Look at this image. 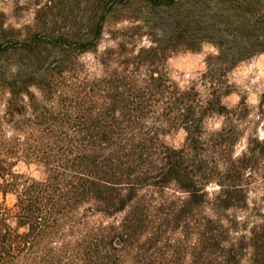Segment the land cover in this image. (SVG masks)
Instances as JSON below:
<instances>
[{"label":"trees","instance_id":"obj_1","mask_svg":"<svg viewBox=\"0 0 264 264\" xmlns=\"http://www.w3.org/2000/svg\"><path fill=\"white\" fill-rule=\"evenodd\" d=\"M23 11L20 27L0 11V264H264V95L225 103L264 53V0ZM109 24L127 26L102 46ZM205 45L183 86L170 60Z\"/></svg>","mask_w":264,"mask_h":264},{"label":"rangeland","instance_id":"obj_2","mask_svg":"<svg viewBox=\"0 0 264 264\" xmlns=\"http://www.w3.org/2000/svg\"><path fill=\"white\" fill-rule=\"evenodd\" d=\"M16 0H0V11H3L7 16V24L20 27L24 24L32 22L33 15L31 12L14 14V3ZM25 0H21V3ZM127 24L120 26L109 24L105 42L102 46H111L112 42L109 38V32L113 31V28L125 27ZM139 46L148 47L150 42L148 39L144 38L139 42ZM214 53L213 47L210 45H205L200 52H186L179 53L173 56L169 62V68L171 70L174 79L181 81L183 86L188 85L191 81L196 80L201 71L204 69V61L209 54ZM264 55V53L252 56L247 60H243L239 63L229 74V80L233 87V94L226 98L225 103L229 107H234L241 100V98L247 99V104L251 108H255L261 96L264 95V76L260 75V69L254 67L259 57ZM220 120H216L211 123V127L214 129L219 128ZM181 135L168 137L167 142L170 144H177L181 141ZM25 171V169H23ZM32 177L36 179H41L42 175L31 170ZM7 203L9 205L14 203V198L12 196L8 197Z\"/></svg>","mask_w":264,"mask_h":264},{"label":"clouds","instance_id":"obj_3","mask_svg":"<svg viewBox=\"0 0 264 264\" xmlns=\"http://www.w3.org/2000/svg\"><path fill=\"white\" fill-rule=\"evenodd\" d=\"M254 67L259 68L260 69V75L264 76V55L259 57L258 61L254 65Z\"/></svg>","mask_w":264,"mask_h":264}]
</instances>
